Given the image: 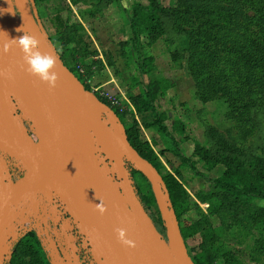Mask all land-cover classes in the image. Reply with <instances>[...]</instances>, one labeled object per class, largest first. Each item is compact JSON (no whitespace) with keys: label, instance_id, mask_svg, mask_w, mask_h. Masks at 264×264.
<instances>
[{"label":"trees","instance_id":"16d2710c","mask_svg":"<svg viewBox=\"0 0 264 264\" xmlns=\"http://www.w3.org/2000/svg\"><path fill=\"white\" fill-rule=\"evenodd\" d=\"M25 1L32 14V1L37 7L35 20L57 58L85 90L92 92L93 87L87 81L103 65L99 60L85 62V56L92 53L84 45L82 26L70 24L69 17L60 8L48 15L45 3L49 0ZM82 1L70 0L73 5ZM113 4L125 15L129 37L120 47L127 64L134 69L131 81L139 88L137 93H127L130 111L138 116L152 115V122L144 127H154L162 134L167 142L165 149L159 154L155 152L148 141L141 139L137 121L133 118L131 123L125 122L126 109L119 112L98 91L93 93L117 115L134 152L161 177L192 262L236 264L239 258L222 250L223 240L228 235L235 239L239 234L236 241L242 244L258 230V222L264 224V210L254 208L255 202L264 201V0H174L168 8L159 0H146V3L135 1L128 9L121 7L120 0H96L93 6L100 12ZM42 19L49 23L48 30ZM180 38L186 44L187 66L196 83L197 99L203 104L222 100L228 108L227 117L235 121L242 139L252 141V145L228 142L215 127L204 123V143H194L192 153L184 154L181 141L187 137L182 140L175 137L184 136V127L179 120H174L169 128L167 114L158 108L159 100L171 85L157 74L155 57L150 53V47L158 41L173 46ZM171 59L177 63L178 53L171 51ZM76 66H81L84 74H79ZM144 77L153 78L144 81ZM165 153L178 161L173 172L163 170L159 156ZM218 166L223 169L221 174L209 177L208 173ZM182 168L207 183L208 192L197 197L202 203H215L211 214L219 220V230L212 229L204 217L193 224L184 218L189 204L181 183ZM131 175H139L144 182V185L134 182L136 193L156 229L164 233L149 182L134 169ZM196 236L200 241L190 246ZM246 254L251 264H264L262 234L253 238ZM47 258L39 239L30 232L15 244L8 264H50Z\"/></svg>","mask_w":264,"mask_h":264},{"label":"water","instance_id":"95a60500","mask_svg":"<svg viewBox=\"0 0 264 264\" xmlns=\"http://www.w3.org/2000/svg\"><path fill=\"white\" fill-rule=\"evenodd\" d=\"M35 19L25 0H0V264L14 225L24 224L42 201L56 223L58 208L70 217L72 225L61 228L66 240L75 229L92 264H194L161 177L134 152L114 111L58 58V80L49 88L21 68L18 47L3 51L24 31L40 41L42 53L56 55ZM8 161L20 171L15 181ZM131 169L149 182L165 237L142 206ZM100 201L103 215L95 210ZM116 228L126 229L136 247L121 245ZM50 257V264H61Z\"/></svg>","mask_w":264,"mask_h":264},{"label":"rangeland","instance_id":"374dc122","mask_svg":"<svg viewBox=\"0 0 264 264\" xmlns=\"http://www.w3.org/2000/svg\"><path fill=\"white\" fill-rule=\"evenodd\" d=\"M135 1L146 3V0H120V4L124 9H128ZM159 1L165 8L171 7L174 3V0ZM95 3L96 0H84L73 5L70 0H49L45 3V12L48 15H52L57 8H60L62 14L69 17L70 24L82 26L80 34L84 45L87 46L88 52L95 53V55H86L85 62L90 64L94 60H99L103 65L101 70L95 71L94 78L89 81V85L93 86L99 93L116 96L122 102V107L127 110L125 122L131 123L134 118L138 123L141 139L148 141L155 152L159 154L160 151L165 149L167 142L162 139V134L156 128L144 127L145 124L152 122V115L138 116L130 111L131 107L127 93L129 91L137 93L139 88L137 84L134 83L133 85L131 81L134 69L132 65L127 64L128 62L122 56L120 47V43L129 37L125 15L114 4L102 9L100 12H96V8L93 6ZM32 4L33 13L36 15L38 12L37 7L33 1ZM41 21L48 30L49 23L47 20L42 19ZM174 44L173 46H167L160 40L150 47V53L155 57L157 74L166 78L171 85L166 91V95L159 100L158 108L167 114L166 124L169 128L174 120H179L184 127V136L175 135L177 140L187 137V139L181 141V148L184 154L189 156L192 153L194 143H204V123L215 127L228 142H235L240 146L250 143L252 145V141L242 139L235 121L227 117L228 108L222 100L203 104L197 99L196 83L187 66L188 54L184 51L186 44L184 45V41L181 38L177 39ZM56 48L58 49V46ZM171 51L178 53L179 59L177 63L172 62ZM152 78L148 77L149 80ZM148 79L144 77V81H148ZM159 158L163 170L167 172H173L178 166V161L170 153L160 155ZM197 167L202 171L200 166ZM222 170L218 166L215 170L209 172L208 176H218ZM181 172V183L187 194L189 204V209L184 216L187 223L193 224L204 217L209 221L212 229L219 230L220 222L215 215L211 214L213 209H215V203H202L197 197L199 193L208 192L207 183L185 168H182ZM132 179L133 182L144 185L139 175H135ZM254 208L264 210V201L255 202ZM257 229L242 244H237L236 241L239 234H237L235 239L232 235L226 236L221 244L222 250L230 251L231 255L237 256L239 259L236 264H251L246 253L252 245L254 237L259 234L264 236V224L258 222ZM160 234L165 237V231L164 233L160 232ZM199 241V237L196 236L190 241V246L197 245Z\"/></svg>","mask_w":264,"mask_h":264},{"label":"built area","instance_id":"2783aa9c","mask_svg":"<svg viewBox=\"0 0 264 264\" xmlns=\"http://www.w3.org/2000/svg\"><path fill=\"white\" fill-rule=\"evenodd\" d=\"M76 70L79 74H84V69L81 66H76ZM87 83L89 84V81H87ZM94 91L96 92L97 90L94 89ZM99 95L102 98L107 99L110 105L117 108L119 112H123L125 110V108L122 107V102L116 96H110L101 92ZM27 217L28 220L24 224L14 225L13 227L14 238H9L7 241L8 249L5 251L6 253H4V264H8L15 244L23 236L30 232H33L39 239L43 250L47 254L49 263L51 259L50 255H54V257H56L61 264H80V258L76 254V248L72 243H68L66 241L65 234L62 229L56 227L57 223L51 216L46 203L41 202L37 210Z\"/></svg>","mask_w":264,"mask_h":264},{"label":"clouds","instance_id":"9594fccd","mask_svg":"<svg viewBox=\"0 0 264 264\" xmlns=\"http://www.w3.org/2000/svg\"><path fill=\"white\" fill-rule=\"evenodd\" d=\"M23 29H17V31ZM23 35L17 39L9 40V44L4 45L3 51L7 53L12 45L18 47L22 53L23 63L20 65L29 75L35 76L41 83H46L49 88H54L58 80L56 72L57 55L50 52L40 51V41L33 35H29L23 31ZM59 51V50H57ZM75 167V166H74ZM95 210L103 215L106 207L102 201L95 205ZM117 241L128 248H135L134 240L127 238L126 229H114Z\"/></svg>","mask_w":264,"mask_h":264},{"label":"flooded vegetation","instance_id":"af4514ba","mask_svg":"<svg viewBox=\"0 0 264 264\" xmlns=\"http://www.w3.org/2000/svg\"><path fill=\"white\" fill-rule=\"evenodd\" d=\"M8 166L10 168V172L12 173V179H13V181H15L17 179V177L21 176L20 171H19L18 168H16V165L13 164L11 161H8ZM42 202L46 203L45 201H42ZM50 208L51 207L48 206L49 210H50ZM57 210H58L59 213L61 212L62 214H58V216H59L61 221H60V223L59 222L57 223L56 227L57 228H62V223L63 222L66 223V226H71L72 225L71 224L72 221H71L70 217L66 213H63V211H61L60 208H58ZM75 231L76 230L73 229V230H70L68 232L72 236V240H70L68 243H72L73 246L76 248V254L80 258V260H79L80 264H92V262H90V260L88 259L87 255H86L88 253V250L85 247L84 241H82V238L79 235H77ZM65 239H66V236H65Z\"/></svg>","mask_w":264,"mask_h":264},{"label":"crops","instance_id":"0c3cea01","mask_svg":"<svg viewBox=\"0 0 264 264\" xmlns=\"http://www.w3.org/2000/svg\"><path fill=\"white\" fill-rule=\"evenodd\" d=\"M94 77H92L89 81H91Z\"/></svg>","mask_w":264,"mask_h":264}]
</instances>
